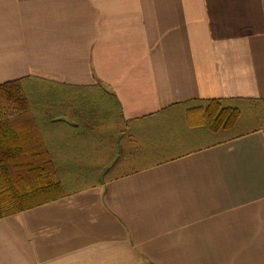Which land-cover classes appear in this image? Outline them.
I'll use <instances>...</instances> for the list:
<instances>
[{"label":"crops","instance_id":"crops-1","mask_svg":"<svg viewBox=\"0 0 264 264\" xmlns=\"http://www.w3.org/2000/svg\"><path fill=\"white\" fill-rule=\"evenodd\" d=\"M23 78L100 83L127 120L264 99V0H0V85ZM165 157L1 218L0 264H264V133Z\"/></svg>","mask_w":264,"mask_h":264},{"label":"trees","instance_id":"trees-1","mask_svg":"<svg viewBox=\"0 0 264 264\" xmlns=\"http://www.w3.org/2000/svg\"><path fill=\"white\" fill-rule=\"evenodd\" d=\"M258 131L264 133L261 98L193 99L127 120L100 83H3L0 219L100 185V172L115 159L105 181L137 172L149 157L168 159Z\"/></svg>","mask_w":264,"mask_h":264},{"label":"water","instance_id":"water-1","mask_svg":"<svg viewBox=\"0 0 264 264\" xmlns=\"http://www.w3.org/2000/svg\"><path fill=\"white\" fill-rule=\"evenodd\" d=\"M61 120H65V121H67V122H70L71 123V121L68 119V118H61ZM115 162V161H114ZM114 162H112L110 165H108L105 169H103V171L100 173V175H99V180H100V182L101 183H104V176H105V174L107 173V171L113 166V164H114Z\"/></svg>","mask_w":264,"mask_h":264}]
</instances>
